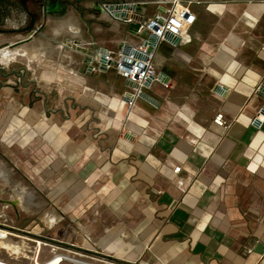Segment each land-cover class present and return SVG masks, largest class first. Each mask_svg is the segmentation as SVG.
Returning a JSON list of instances; mask_svg holds the SVG:
<instances>
[{
    "label": "crops",
    "instance_id": "crops-1",
    "mask_svg": "<svg viewBox=\"0 0 264 264\" xmlns=\"http://www.w3.org/2000/svg\"><path fill=\"white\" fill-rule=\"evenodd\" d=\"M103 2L82 35L73 24L40 56L0 62L2 190L22 187L15 172L49 183L52 215L38 221L50 236L32 230L72 248L130 264H264V0L192 2L179 44L153 52L155 104L131 107L130 81L86 59L141 41ZM18 208L26 218L43 204Z\"/></svg>",
    "mask_w": 264,
    "mask_h": 264
},
{
    "label": "rangeland",
    "instance_id": "rangeland-1",
    "mask_svg": "<svg viewBox=\"0 0 264 264\" xmlns=\"http://www.w3.org/2000/svg\"><path fill=\"white\" fill-rule=\"evenodd\" d=\"M14 2H11L10 0H0V28H5V29H17L15 31H4V32H0V48L3 47L4 45H8L7 43H10V46H16L15 42L20 41V40H24L23 43L26 42H31V41H37V37H41L43 39L44 45L48 48L51 45L57 44V43H61L60 41H67L68 35L66 34V32L60 31L57 34H52L50 31L49 26H51L56 19L59 18H66V17H71V19L76 23V27L75 29H80V33L81 35L83 34V30H85V28L87 27V25H89V21L88 19L91 18L89 16V6H92L94 4L95 1L97 2H101V1H107V2H116V1H144V2H148V5L150 6V10L153 11L154 9H157L158 5H168L172 0H67V10L65 11V13L61 16H56V17H51V16H43L42 13L40 12L39 15L37 16L35 22H34V27H37L38 30L36 32L32 33V36L29 37V31L28 30H24V31H20L18 30L19 28H24V27H28L30 25V18L27 14V12L25 11V9L19 4L18 0H13ZM162 2V3H159ZM27 7L32 11L33 8L31 6V4L27 3ZM73 16V17H72ZM89 27V26H88ZM60 34V35H59ZM88 34V33H86ZM12 60H16L14 61V63L17 64L18 61H24L27 60L26 56L17 54L15 57L11 58L8 63L13 62ZM1 62V61H0ZM3 64V63H2ZM4 63L3 66H5ZM7 69V68H6ZM8 152H10V156L13 159H16V161H19L20 155L17 152V147L13 146L10 148V150H7ZM37 177L36 175L33 174V178L31 180H24V178H22L21 174L19 172H15L12 175V183H19L22 184V187H25V189H27L28 191H30V196H31V201L34 202V204H32V206H34L36 203H41L43 204V210H40L39 212L35 211V209H33L31 211V214L27 215L26 218L25 213H22L21 216H23V218H25V220H27V225H22L20 220L16 221L15 217H13V211L10 210L11 213V218L14 219V226L18 227V228H28V229H32L34 228L33 226L35 225H41L44 227V229L42 227H39L38 229H40L41 231L46 232L49 236H50V230L51 227H46L45 225L40 224V221H38V216H41L43 213L46 212H50V207L52 205L51 202V198H52V189L50 188L49 183H43L42 184V190L38 189L34 182L37 181ZM21 187V186H20ZM20 187L19 186H14L11 185V189L9 191V193L14 197V200H17V196L15 193V189L20 191ZM14 189V191H13ZM5 197H7V195H4ZM18 202V201H17ZM51 214L52 212H50V218H51ZM47 221V218L44 219ZM59 224L62 223H66V217L61 216L59 222ZM17 232V231H15ZM62 238V237H59ZM51 241V240H50ZM49 242V241H48ZM56 244L60 245L61 247H68L71 248V245H67L63 242H59L56 241ZM49 245H41L39 248V252L35 255V257L33 259H26V258H14L12 256H10L8 254V250L5 248H2L0 246V258L7 260V261H11L13 263H17V264H38L39 262H41L45 257L49 256ZM74 250L76 252H84L86 254L89 255V257H85L82 255H78L77 253L74 254L75 258L77 259H84V260H89L91 262H96L98 264H111L109 262H104L102 259V255L100 253L94 252V251H86V250H82L80 248L77 247H73ZM62 250V252H66L63 248H59ZM58 249V250H59ZM51 253V252H50ZM50 257V256H49ZM106 260L110 261V262H115L118 264H130V263H126L114 258H110V257H106ZM62 264H77L76 262H67V260L65 262H63Z\"/></svg>",
    "mask_w": 264,
    "mask_h": 264
},
{
    "label": "built area",
    "instance_id": "built-area-1",
    "mask_svg": "<svg viewBox=\"0 0 264 264\" xmlns=\"http://www.w3.org/2000/svg\"><path fill=\"white\" fill-rule=\"evenodd\" d=\"M194 1L196 0H172L168 5L159 4L152 16L146 19L144 18L139 31L148 29L157 34L158 40H163L165 33L170 32L172 34L179 35L181 41L182 36L187 32L188 27L194 20V14L191 12L189 7V5ZM106 3L107 2H103V6ZM130 20L131 16L128 17V21ZM142 51L146 52L145 48H142ZM125 56H127V58ZM107 57L114 59L112 65L115 66L120 74L125 76L130 81V93L125 96L127 98L128 106L131 107L135 100L141 97V93L145 90V88L148 87L145 85L147 78L152 76V81L155 78L156 66L153 60V52H149L144 55L135 54L131 51L125 54L121 49H119L116 51H108ZM260 119V115H257L254 118V122L258 123ZM214 120L220 125L227 124L221 112L216 114ZM179 169L180 166H176L174 168L175 171H178ZM0 238L17 244V250L5 248L8 250V254L14 258L33 259L39 252L41 245H49L51 256L40 264H48L47 261H52L53 264H60L66 260L73 263L76 262L77 264H98L89 260L77 259L74 255L76 253L85 257H89V255L80 251L76 252L72 247H61L55 243L56 241L44 233L36 232L28 228L11 226L6 223L1 216ZM59 248H63L66 252H59ZM102 259L104 262L118 264L106 260L105 256H103ZM0 260L3 259L0 258Z\"/></svg>",
    "mask_w": 264,
    "mask_h": 264
},
{
    "label": "water",
    "instance_id": "water-1",
    "mask_svg": "<svg viewBox=\"0 0 264 264\" xmlns=\"http://www.w3.org/2000/svg\"><path fill=\"white\" fill-rule=\"evenodd\" d=\"M19 4L26 10V0H18ZM148 6L147 2L144 1H116V2H107L103 9L106 10L112 17L119 19L125 23L128 24V31L141 38V41L138 45H132L130 43H121L119 44V49L122 50L123 53L127 54L129 52H133L135 54H144L149 52H154L155 50L159 49L163 43L167 42L171 45H178L180 42V36L176 34H172L170 32H166L164 35L163 40H158L157 34L151 32L148 29L139 31L140 25L142 21L144 20L143 17V9ZM130 10L131 12H128ZM131 16V20L128 21V17ZM128 21V22H127ZM17 29H5L0 28V32L4 31H15ZM18 30L24 31L28 30L29 37L32 36L33 32H36L38 30L37 27H34V21L32 20L31 24L28 27L19 28ZM24 40H20L15 42V45L22 44ZM8 45L10 43H7ZM142 48H145L146 52L142 51ZM108 50L100 46L97 49L93 50L91 53L87 55V61L90 62L93 58L98 62L100 68L104 69L108 65L112 64L114 62L113 58L107 57ZM127 58V56H125ZM158 78L161 80H164L165 77L160 72L158 74ZM152 82V76L148 77L145 81V85L149 86ZM216 89L223 91V88L220 84L216 85ZM261 90H264V82ZM141 97L145 98L151 103L155 104V99L148 94L145 90L141 93Z\"/></svg>",
    "mask_w": 264,
    "mask_h": 264
},
{
    "label": "bare ground",
    "instance_id": "bare-ground-1",
    "mask_svg": "<svg viewBox=\"0 0 264 264\" xmlns=\"http://www.w3.org/2000/svg\"><path fill=\"white\" fill-rule=\"evenodd\" d=\"M76 23L77 22H74L71 19V17H66V18L64 17L62 19L61 18L56 19L55 22L51 26H49V28L53 34H57L60 31L69 33V30L72 31L73 24H76ZM37 40L38 41L26 42V43H22V44H19L16 46L4 45L3 47L0 48V61L3 63H7L11 58L15 57L17 54L26 56L29 59L40 56L41 49H40L39 44L42 41V38L37 37ZM42 55H43V53H42ZM31 133H33V131H31ZM3 175H4V172H3ZM15 193H16V196L18 197L17 201L19 202V204L21 203L25 207H29L32 204H34V202L31 201L32 199L30 196L31 195L30 191L25 189V187H21L20 191L15 189ZM0 245L4 248L11 249V250H17L18 249L17 244L13 243L12 241L5 240L2 238H0ZM47 263L53 264L52 261L51 262L47 261ZM0 264H17V263H13L11 261H7V260L3 259V260H0Z\"/></svg>",
    "mask_w": 264,
    "mask_h": 264
},
{
    "label": "flooded vegetation",
    "instance_id": "flooded-vegetation-1",
    "mask_svg": "<svg viewBox=\"0 0 264 264\" xmlns=\"http://www.w3.org/2000/svg\"><path fill=\"white\" fill-rule=\"evenodd\" d=\"M27 3L31 4L33 11L32 12L28 7ZM67 0H26V12L30 18V24L32 20L35 22L37 16L41 12L43 16H61L67 10L68 4ZM3 63V62H2ZM1 74L5 76V69L0 68ZM18 83V82H17ZM16 83V84H17ZM1 176H0V216L3 220L14 226V219L11 218L10 210L13 211V217H15L16 221L21 222L22 225L25 224V218H23L21 210L18 208V202L14 197H9L7 192L2 190L1 185ZM2 194V195H1ZM3 194H6L5 197Z\"/></svg>",
    "mask_w": 264,
    "mask_h": 264
},
{
    "label": "trees",
    "instance_id": "trees-1",
    "mask_svg": "<svg viewBox=\"0 0 264 264\" xmlns=\"http://www.w3.org/2000/svg\"><path fill=\"white\" fill-rule=\"evenodd\" d=\"M11 2H14L13 0H10Z\"/></svg>",
    "mask_w": 264,
    "mask_h": 264
}]
</instances>
